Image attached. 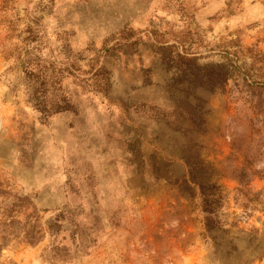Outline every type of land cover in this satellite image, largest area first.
Masks as SVG:
<instances>
[{
  "label": "rangeland",
  "instance_id": "obj_1",
  "mask_svg": "<svg viewBox=\"0 0 264 264\" xmlns=\"http://www.w3.org/2000/svg\"><path fill=\"white\" fill-rule=\"evenodd\" d=\"M26 220L0 263L264 264V0H0V236Z\"/></svg>",
  "mask_w": 264,
  "mask_h": 264
},
{
  "label": "trees",
  "instance_id": "obj_2",
  "mask_svg": "<svg viewBox=\"0 0 264 264\" xmlns=\"http://www.w3.org/2000/svg\"><path fill=\"white\" fill-rule=\"evenodd\" d=\"M36 100L41 101L37 97H36ZM37 108H38V111H40L42 114H43V111H46L45 107L43 106L38 105ZM189 179H191L192 182L197 183L196 178L190 177ZM183 183H186V181H183ZM15 197L17 201L13 202L11 206L7 208L8 215H11V216L12 214L10 213L15 207L20 208L21 206H24L25 208H27L29 206L28 205L29 202L27 201L26 197H23V196H15ZM218 200H220V196L219 194L216 195L215 192H212V193H205L204 191L201 192V211L204 214V223L206 225H210L212 222V218H213L212 216L215 213V209H216L214 204ZM15 223H19V220L15 219L14 215H13V218H11V220L8 223L4 220V224L6 225H14ZM57 226H61V224ZM35 227H36L35 223H30L28 220H26L22 224V227H19L18 231L13 232L12 236H9L10 233L4 232L0 236V251L2 248L7 247L13 239H15L14 243L23 242L26 244H35L36 242H38L42 235L40 234L38 235V231L35 229ZM9 263L14 264L15 262L13 260H9ZM0 264H4V261H2Z\"/></svg>",
  "mask_w": 264,
  "mask_h": 264
}]
</instances>
